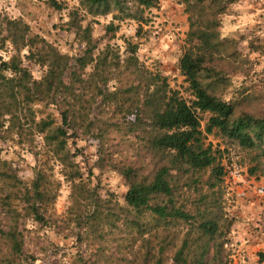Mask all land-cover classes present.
<instances>
[{
  "label": "trees",
  "instance_id": "trees-1",
  "mask_svg": "<svg viewBox=\"0 0 264 264\" xmlns=\"http://www.w3.org/2000/svg\"><path fill=\"white\" fill-rule=\"evenodd\" d=\"M237 1L178 0L187 15L188 31L177 67L191 98L180 95L158 71L152 73L140 65L137 43L130 40L123 52L110 43L99 46L90 24L81 27L69 20L65 28L75 26V39L83 44V51L68 55L44 37H30L29 27L21 19H4L7 35H0V138L15 137L17 144L34 145L38 137L51 157L74 167L65 176L71 182L70 199L79 206H71L62 220L73 224L77 240L81 243L84 238L86 245L83 253L76 251L71 263L152 264L148 262L152 259L153 264H230L222 256V246L232 219L219 201L226 172L220 165L222 152L207 142V136L223 137L243 150L255 151L247 176L264 173V111L249 110L251 94L233 88L232 75L244 74L247 63L238 40L220 34L221 15ZM79 3L93 17L112 14L113 19L141 21L144 10L154 7L156 0ZM51 4L61 8L54 0ZM117 27L110 21L105 32ZM2 30L0 25V34ZM6 42L16 52L7 59L1 53ZM35 43L39 46L31 49ZM247 44L250 51L264 48L252 38ZM24 48H28L25 58L38 74L21 65L19 52ZM226 62L237 65L232 69ZM79 129L98 135L97 166L114 171L128 183L124 205L90 189L70 160L74 154L67 148L68 140ZM111 141H116V153L103 149V144ZM1 150L0 264H23L27 254L22 223L31 220L50 229L57 223L53 208L61 182L47 180L34 165L33 177L25 184ZM34 154L38 156L37 151ZM192 186L196 198L187 207L180 192ZM146 216L161 233L157 253L149 240L129 260L117 262L104 253V244L111 238L107 234L119 226V219L128 223L130 233L137 228L143 238L145 226L152 225L143 223ZM178 223L185 225L181 235L175 228ZM256 256L258 264H264V248Z\"/></svg>",
  "mask_w": 264,
  "mask_h": 264
},
{
  "label": "rangeland",
  "instance_id": "rangeland-1",
  "mask_svg": "<svg viewBox=\"0 0 264 264\" xmlns=\"http://www.w3.org/2000/svg\"><path fill=\"white\" fill-rule=\"evenodd\" d=\"M54 1L61 5L60 9L53 7L51 0H0V25L3 29L0 35H7V31L4 30L5 18H19L28 25L30 37L34 39L44 37L58 45L62 52L78 55L83 51V44L75 39V26L67 30L65 24L69 20L78 23L81 27L90 24L92 38L94 41L98 40L99 46L106 42L113 45V48L119 46L120 52H123L127 40L137 43L136 54L140 65L152 73L158 71L165 76L169 85L179 90L183 97H192L188 84L177 67L178 58L186 45L188 31L187 15L183 10L184 6L178 0H156L154 7L144 10V20L141 21L129 18L113 19L112 14L93 17L80 5L79 0ZM110 21L118 27L114 31L105 32V25ZM62 24L63 26H60ZM220 34L222 37L238 40V48L247 63L244 74L232 75L233 88L244 89L245 93L251 94L252 101L247 104L249 110L264 111V48L250 51L247 46L248 40L252 38L264 47V0H238L232 4L221 15ZM37 46L39 44L35 43L31 49ZM27 51L28 48L20 49L21 65L37 73L35 65L24 56L28 53ZM1 53L7 59L16 52L14 47L6 42ZM227 64L228 62L225 63L226 67L232 69H235L237 65V63ZM226 97H231V93H228ZM122 133L118 136L121 137ZM16 139L15 137L6 140L0 138L1 156L11 163L13 170L25 184H29L33 177L34 165L42 169L47 180L61 182L59 196L53 208L55 211L53 220L57 223L52 225L51 229L42 228L31 220H24L22 223L24 251L27 254L23 264H76V262L71 263L74 260V254L76 251L83 253L86 241L83 238L79 243L75 235L78 230L73 227V224L67 225L62 220L71 210V206L76 209L79 206L78 202L70 199L71 182L66 180V176L74 167L69 164L63 165L51 157L38 137L34 145L27 143L20 145L15 143ZM207 142L213 143L222 152L220 165L223 166L224 172L230 173L237 170L241 176L248 177L250 156H253L255 151L243 150L223 137L208 135ZM115 143L116 141H111L109 144H103V149L108 147V152L116 153ZM99 146L96 131L86 132L79 129L76 136L68 140L67 148L74 154L70 160L76 165L83 181H86L90 189H95L94 191L101 197L110 198L124 205L128 183L114 171H104L97 166ZM36 151L37 157L34 156ZM128 152L131 153L132 150ZM250 180L255 184H263V171L262 174L257 172L250 177ZM221 187L223 193L219 201L232 219L231 231L223 238L225 242L222 246V256L230 264H258L256 252L264 248V196H257L249 191L245 192V196H239L229 174ZM202 188L206 189V186L203 185ZM180 193V200L187 207L196 198L193 186L183 188ZM142 221L145 224L152 223L151 226H145L143 238L137 234V228H133L130 233L128 223L124 218L119 219V226L112 228L107 234L111 238L115 237L116 241L112 242L110 238L107 244H104V253L117 262H122L123 259L129 260L133 253L148 240L156 245L153 252L157 253L161 233H157L150 216H146ZM175 226L178 235H181L179 231H184L185 225L178 223ZM143 239L146 240L143 241ZM166 253L167 250L162 255L165 256ZM148 262L153 264L155 260L149 259ZM162 263L171 264L169 261Z\"/></svg>",
  "mask_w": 264,
  "mask_h": 264
},
{
  "label": "built area",
  "instance_id": "built-area-1",
  "mask_svg": "<svg viewBox=\"0 0 264 264\" xmlns=\"http://www.w3.org/2000/svg\"><path fill=\"white\" fill-rule=\"evenodd\" d=\"M225 174H226V177L228 176V174L231 176L232 184H234V187L239 196H245L246 191H249L257 196H261V197L264 196V183L255 184L250 180V178L246 176H241L239 171L237 170H233L230 173L226 172Z\"/></svg>",
  "mask_w": 264,
  "mask_h": 264
}]
</instances>
